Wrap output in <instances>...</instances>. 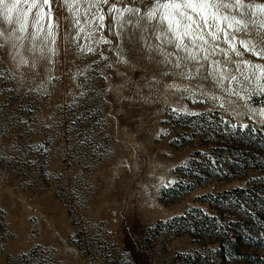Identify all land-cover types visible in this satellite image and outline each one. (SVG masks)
<instances>
[{"label":"rangeland","instance_id":"1","mask_svg":"<svg viewBox=\"0 0 264 264\" xmlns=\"http://www.w3.org/2000/svg\"><path fill=\"white\" fill-rule=\"evenodd\" d=\"M53 13L50 73L46 61L17 69L0 49V264H264V116L207 84L204 95L195 81L177 80L191 94L166 89L172 77L126 41L131 65L107 68L114 54L81 53L55 0ZM153 75L158 87L138 94Z\"/></svg>","mask_w":264,"mask_h":264},{"label":"snow or ice","instance_id":"2","mask_svg":"<svg viewBox=\"0 0 264 264\" xmlns=\"http://www.w3.org/2000/svg\"><path fill=\"white\" fill-rule=\"evenodd\" d=\"M55 3L69 14L64 17L68 21L65 39L71 36L68 43L74 44L81 53L95 54L106 61L109 57L104 55L105 51L114 54V62L105 67L131 65L124 47L126 41L131 51L143 55L149 63L154 62L161 76L172 77L165 84L166 89L190 93L191 85L182 88L177 80L195 81L191 91L200 90L204 95L207 84L222 97H246L244 107L250 118L264 116V108L247 104V100L256 96L264 97V84L260 83L264 81V63L243 59L244 53H250L264 60V22L256 19L257 15L264 16V4L245 3V0H55ZM0 16L9 26L4 29L0 25L3 41L0 49L10 47L8 54L17 69L30 67L36 71L38 62L46 61L44 67L50 73L58 54L54 45L60 29V17L54 18L53 0H0ZM253 28L255 37H252ZM105 29L113 39L104 35ZM25 49L29 56L21 51ZM0 78H4L2 71ZM253 81L256 88H249ZM129 82L126 80L121 87ZM141 83L151 91L158 87L160 80L153 75L151 79L143 77L135 82L138 94ZM207 98L218 99L215 93ZM257 103L264 105V100ZM179 111L189 116L202 115L186 108ZM258 123L264 127V119ZM232 127L235 129L237 125ZM241 127L252 131L248 124ZM175 183L179 181L161 186L167 188Z\"/></svg>","mask_w":264,"mask_h":264}]
</instances>
